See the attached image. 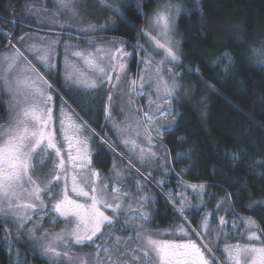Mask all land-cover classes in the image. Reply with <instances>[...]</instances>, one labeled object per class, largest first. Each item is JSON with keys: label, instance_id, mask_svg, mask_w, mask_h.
<instances>
[{"label": "snow or ice", "instance_id": "6c2138e0", "mask_svg": "<svg viewBox=\"0 0 264 264\" xmlns=\"http://www.w3.org/2000/svg\"><path fill=\"white\" fill-rule=\"evenodd\" d=\"M196 3L199 5L200 0ZM56 4L73 17L78 15L76 0H56ZM111 10L126 19L119 8ZM180 15L179 5L166 4L153 13L149 28L139 31L133 46L143 65L139 88L136 79L129 81L127 90L120 87L127 76V58L132 55L123 43L116 46L112 42V48L93 45L70 53L65 45L64 83L73 93L69 95L72 103L50 82L55 75L52 53L59 40L33 42L27 48L8 41L10 48L0 57V92L10 98L6 116L0 121V227L4 228L0 240L6 239L12 250L19 252L11 242L26 236L30 243H39L41 255L51 264H264V235L258 234L261 230L251 217H239L230 201L227 207L224 201L217 203L214 212L203 211L208 205H193L184 194L191 189L195 193L192 199L203 201L204 184L180 181L178 196L164 193L180 223L167 231L152 227L157 201L146 191L144 181L161 190L163 181H155L142 166L154 160L165 174L171 170L169 153L157 155L163 141H154L153 132L163 137L175 131L174 125L162 127L158 122L174 113L173 98L179 87L174 68L181 58L175 30ZM86 31L96 33L93 26ZM144 38L150 47L139 42ZM28 53L43 65L42 69L34 66ZM153 82L156 100L151 99ZM105 91L103 127L110 123L116 139L96 132L72 107L75 104L81 111L87 108L90 112L92 105L81 104L74 93L92 97L94 104L96 94ZM145 95L149 97L148 107L141 108L133 97ZM117 106L122 120L116 119ZM94 145L113 154V171L120 180L110 185L112 177H105L95 167L94 157L100 152ZM121 145L125 151L118 150ZM116 157L122 163L128 161L126 175L117 171L120 165L115 163ZM183 158L184 154H179L176 161ZM134 160L141 167H136ZM133 168L138 177L135 191L122 187ZM194 208L197 211L193 212ZM229 215L231 221L226 219ZM197 216L200 223L192 228L189 221ZM45 219L50 226L62 223L63 228L54 234L42 231ZM7 224L14 225L15 234ZM233 237L237 239L233 241ZM84 248L93 249L91 259L72 256L73 251Z\"/></svg>", "mask_w": 264, "mask_h": 264}, {"label": "trees", "instance_id": "16d2710c", "mask_svg": "<svg viewBox=\"0 0 264 264\" xmlns=\"http://www.w3.org/2000/svg\"><path fill=\"white\" fill-rule=\"evenodd\" d=\"M31 1L0 0V52L10 48L9 40L16 43L26 33H40L38 24L26 11ZM121 5L126 19L114 14L113 18L109 12L107 19H114V24H108L107 29L111 30L103 31L104 38L121 39L133 49L153 0H125ZM234 26L244 29L248 42L264 37V0H200L199 5L195 0L178 18L181 58L195 83L197 97L174 107L175 131L162 138L173 167L164 176L167 182L162 190L153 185L157 201L153 206V228L167 229L180 223L164 193L175 194L180 189L178 182L183 181L206 186L205 198L212 196L207 203L209 208L219 199L224 201V207L230 201L235 213L244 219L251 217L261 230L258 234L264 235V70L245 61V45L233 38ZM135 61L133 57L132 69ZM55 75L50 82L71 101L61 88L59 72ZM6 111L0 99V121ZM91 126L98 128L93 123ZM94 147L100 152L94 157L95 167L107 170L113 154L99 145ZM179 154L186 158L177 162ZM182 167L187 171L180 177L177 171ZM189 222L195 228L200 216ZM0 264H12L1 241Z\"/></svg>", "mask_w": 264, "mask_h": 264}, {"label": "rangeland", "instance_id": "374dc122", "mask_svg": "<svg viewBox=\"0 0 264 264\" xmlns=\"http://www.w3.org/2000/svg\"><path fill=\"white\" fill-rule=\"evenodd\" d=\"M195 0H153V5L151 9L144 15V22L143 26L141 29H147L149 28L151 18L153 16V13L157 11V9H163V7L166 4H173V5H179L181 8V14L184 12L188 11L189 8V3H193ZM125 0H76L77 8L76 12L78 13L77 16L73 17L71 13H67L63 10L58 9V5L56 4V0H32L28 5H27V14L34 18L36 23L38 24V29L40 30V33H26L23 35L24 40L17 41L16 45L17 47H22V48H27L31 43H37L41 44L44 43L46 44L49 41H55L59 40V43L55 46V50L52 53V56L54 57V63H55V73L56 71L59 72L60 74V84L61 88L65 90V92L68 95H71L73 93H69L68 89L64 83V73H65V45L68 46V52L70 53L73 50H87L90 49L91 46L96 45V46H103L105 48H112L113 43L115 42L116 46H119L121 43L125 45V50L132 55L127 58V76L124 78L121 82V89L127 90L129 87V81L132 79L137 80V85L136 87L139 88V75L141 73V70L143 68L142 64H139L140 57L137 55V52L135 48H128V46L124 43L123 40L118 39V38H104L105 35L103 34L106 30V28L109 27L108 24H114V19L108 20L109 12L110 15L114 18V13L111 9L114 8H119L120 11L122 10V3L124 4ZM111 6L109 8L108 6ZM58 13V14H57ZM114 14V15H113ZM145 17L148 19L146 20ZM105 18V19H104ZM179 18V17H178ZM111 21V22H110ZM108 22V23H106ZM61 24L65 25V27H61ZM177 24H178V19L176 21V30H175V40L179 42V49H180V57H181V35L177 31ZM90 26H93L96 29V33H91L86 31L89 29ZM63 30V31H59ZM67 30V31H66ZM33 32H38V31H33ZM41 38H46V40L41 41ZM147 38L142 39L140 42L141 44H144L146 47H150L146 43ZM135 46V45H134ZM9 48H7L4 51L0 52V57H2ZM29 59L35 63V65L39 68H43V65L39 63L38 60H36L31 53H28ZM135 58V67L132 69L131 66V61L132 58ZM160 57H157L159 59ZM139 64V67H138ZM59 68V70H57ZM174 72L177 77V84L179 87L177 88L174 98H173V104L172 107L174 109V113L171 116H165L162 117L158 124L159 126L162 127H168L169 125H174V120H175V108L178 105L182 104L183 102L187 100H196L197 97V92H196V86L195 83L193 82L192 79H190V71L186 66H183L182 58H180L179 64L174 68ZM56 76V75H55ZM113 76H115V73H113ZM55 79H57L55 77ZM145 88H148V82L145 81ZM203 89V87H202ZM204 90V89H203ZM152 96L151 99L156 100L157 96L155 94V84L153 82L152 88H151ZM76 99L80 101L81 104L83 105H89L91 104V111L89 112L87 108H85L84 111H81L79 108V114L82 116L85 120L89 121L90 124H95L98 128L95 129L96 132L98 131H103L105 134L112 136L113 139H116L115 133L111 130L112 126L109 123L107 127H103L106 123L105 121V116L103 114V107L104 103L107 101V92H101L97 93L95 96V103L92 104V97L90 96H81L80 93H74ZM162 95V93H161ZM0 99L4 102L5 106L10 102L9 95L4 92H0ZM134 101L136 104H138L141 108H147L148 107V100L149 97L147 95L145 96H138V97H133ZM204 98H202V101L204 102ZM161 107L167 108L169 105L167 104H161ZM58 108V107H57ZM7 109V107H6ZM153 112H156V106L153 104L152 106ZM115 115L117 120H122L123 117L119 112V107L117 106L115 109ZM93 127V126H92ZM95 128V127H93ZM153 137L154 141H159L162 140L163 137H157L155 135V132H153ZM145 147L147 145L145 144ZM119 151H125L123 149V146L121 145L120 148L118 149ZM162 151H167L168 149L164 143H162L161 146H159L157 150V155H160V152ZM169 153V152H168ZM113 161L114 157L112 159V162L110 166L107 168V170L103 171L100 170L101 173L105 177H112L108 182L111 185L112 183H115L117 180H120V177L116 176V173L113 171ZM169 165L168 168L173 167V159L169 155ZM115 163L117 165H120V167L117 169V171L121 172L122 175H126L124 173V168L127 167L128 161L124 160L123 163L121 160L116 157L115 158ZM134 163L136 164V167H141L139 163H137L134 160ZM162 163V161H161ZM143 171L145 173L151 172L152 177L155 181H163V184L167 182L166 178L164 176H167L169 171H167V174H165V169L161 168L154 160L146 165H143ZM183 169H180V172L177 171L178 176H182L183 174L186 173L187 168L182 167ZM137 177V173L135 171V168L132 170L131 176H127V182L122 183V187L131 189L135 191V179ZM144 183L147 185L146 191H150L154 198H155V193L153 192V185L156 188H159L156 186V184L144 181ZM188 184V183H185ZM181 189H177L175 192V195L178 196L180 193ZM190 200L193 205H198V204H206L210 202V199L212 196H210L208 199L205 198V195H203V201L197 200V199H192V197L195 195V193L192 192L191 189H187L184 193ZM190 194L191 196H188ZM156 199V198H155ZM222 200L219 199L215 204H213L212 207H206L203 210L207 212H214L216 209L217 203L221 202ZM222 214V213H221ZM125 219L124 216L120 217V220L123 221ZM229 221L232 220V217L227 218ZM43 227L42 231H46L50 234H54L59 232L63 228V224H57L55 226H50L48 224L47 219H45L43 222ZM9 229L12 230L13 234H15V227L12 224H7L6 225ZM171 228V227H170ZM170 228L167 229H160L162 231H167ZM4 228L0 227V235H3ZM37 235H40V232L36 233ZM129 233H124L125 236H127ZM195 239V238H193ZM233 241L237 239V237L232 238ZM3 242L5 245V249L7 253L10 255L12 259V264H51V261L43 257L41 255V248L39 243H30L26 236L23 237L20 241H15L13 240L11 244L16 248L19 249V252L12 250L10 247L9 243L7 240H0ZM78 248V246H77ZM93 252L92 248H84L82 251L81 250H76L73 251L71 254L72 256L75 257H81L84 255H87L89 259H91V253ZM34 258V259H33ZM37 259V261H35Z\"/></svg>", "mask_w": 264, "mask_h": 264}, {"label": "clouds", "instance_id": "9594fccd", "mask_svg": "<svg viewBox=\"0 0 264 264\" xmlns=\"http://www.w3.org/2000/svg\"><path fill=\"white\" fill-rule=\"evenodd\" d=\"M233 38L243 42L245 47L243 56L245 61L252 67L264 70V37L258 40L248 42L244 37V29L234 26ZM231 55V52L229 53Z\"/></svg>", "mask_w": 264, "mask_h": 264}, {"label": "crops", "instance_id": "0c3cea01", "mask_svg": "<svg viewBox=\"0 0 264 264\" xmlns=\"http://www.w3.org/2000/svg\"><path fill=\"white\" fill-rule=\"evenodd\" d=\"M56 103H57V107L59 106V100L57 99V101H56ZM69 103H72L71 101H69ZM72 107L73 108H75V110H76V112L77 113H79L80 111H79V108L78 107H76V105L75 104H72Z\"/></svg>", "mask_w": 264, "mask_h": 264}]
</instances>
